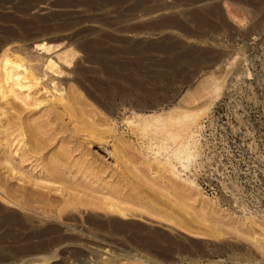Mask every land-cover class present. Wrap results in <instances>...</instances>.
I'll use <instances>...</instances> for the list:
<instances>
[{"label": "rangeland", "instance_id": "374dc122", "mask_svg": "<svg viewBox=\"0 0 264 264\" xmlns=\"http://www.w3.org/2000/svg\"><path fill=\"white\" fill-rule=\"evenodd\" d=\"M30 1L0 0V43L34 55L35 44L40 41L74 49L75 63L60 78L64 87L72 86L82 95L85 104L80 108L86 109L90 122L104 135L101 142L86 133H76L67 115L65 120L61 116L56 120V113H63L62 107L48 101L30 114L24 113L32 120L40 117L39 121L47 125V136L52 140L44 155L59 151L61 146L70 150L72 170L66 182H73L76 176L75 180L92 188L100 198L108 195L100 186L111 184L128 203L149 205L154 196L149 187L137 184L140 172L151 180L156 178L157 189L150 188L160 193L163 172L156 166V175L148 172L155 156L147 147L161 143L166 128L175 135L188 130L185 136L194 132L197 140V157L188 170L173 161L182 176L195 183L211 207L262 235L264 0H208L205 5L188 7L175 0ZM167 5L176 8L144 17L146 10ZM211 5L219 6V11L212 13ZM170 16L177 17L184 28H156ZM37 90L40 99L49 97L42 87L33 93ZM143 122L149 127H142ZM61 127L63 134L58 133ZM9 138L14 142L13 135ZM114 146L128 152L130 163L116 154ZM16 149L15 145L11 148L12 165L31 183L47 184L42 160H23ZM83 160L91 165L92 177L73 167ZM12 183L23 185L15 180ZM26 187L46 195L49 191L30 184ZM49 196L63 200L59 192ZM155 198L161 214L176 215L165 198ZM132 204L129 209L137 214L140 209ZM139 213L144 217L122 220V234L93 232L98 239L87 249L77 247L84 256L73 259L64 249L63 256L50 264H105L120 258L126 264H258L264 260L247 239L233 234L210 235L205 229L208 223L196 224L194 229L201 234L195 235L178 225V216L174 223H167L143 210Z\"/></svg>", "mask_w": 264, "mask_h": 264}, {"label": "bare ground", "instance_id": "6f19581e", "mask_svg": "<svg viewBox=\"0 0 264 264\" xmlns=\"http://www.w3.org/2000/svg\"><path fill=\"white\" fill-rule=\"evenodd\" d=\"M29 1L24 0V3ZM175 1L187 7L205 5L208 2V0ZM244 1L239 0V2ZM208 7L214 14L219 11L217 5ZM174 8L176 7L168 5L156 7L146 10L147 14H144V17L172 11ZM195 16L201 21L199 13H195ZM176 18L174 16L173 18L170 16L169 19L166 17L165 21L162 20L163 22L156 25V28L183 29V23H180ZM62 45L50 44L45 41L37 42L35 44L37 54L34 55V53H26L22 50L23 48H14L9 43H0V264H50L51 261L63 256L64 249L70 252V257L73 259L84 256L83 250L77 247L83 246L87 249L92 240L98 239L96 235H93V232L107 235L122 234L124 230L122 220H129V218H136V216L144 217L139 213L140 210L167 223H174L175 217L178 216V225L195 235L201 234L200 231L194 229L196 224L208 223L209 226L205 229L211 233L210 235L233 234L239 238L247 239L264 258V229L262 235H257L251 228L236 222L228 214L222 213L216 207L215 209L213 205L211 207L209 200L198 191L195 183L184 178L174 164L173 161L176 160L181 164L183 170H188L191 161L196 159L195 147L198 143H196L194 132L187 133L185 136L187 130L184 131L185 133L183 132L184 135L182 134V136L175 135L177 133L174 130L171 129L172 131H170L166 128V137L161 140V143H154L147 147V150L153 152V156H155L154 161L149 165L147 164L148 172L151 171L153 175H156L154 166L161 173L163 172L160 175L162 176L163 187L162 190L160 189L161 193L152 190L150 187L157 186L154 182L156 178L151 180L145 175V172H140L141 178L138 179L137 184L149 187L154 197L149 199V205L136 202L138 204L135 203V205L140 209L137 214L135 209H129L128 205L132 202L128 203L124 197L122 198L121 194L111 184L105 185L106 187L100 186L101 189L108 190V195L105 198H100L92 188L80 183L78 179L75 180L76 176L74 175H72L74 176L73 182H66L65 177L71 175L70 171L72 170V165L69 162L70 150L61 146L59 151L57 149L49 156L44 155L52 140L50 139L51 135L50 138L47 136L49 134L47 125L39 121L40 117L32 120L31 115L23 116L25 112L30 114L33 108H41V105L48 101L54 106H61L63 109V113L60 110L61 113H56L57 121L59 116L64 119L63 116L67 115L71 121L73 120L76 133H86L102 142L104 135L97 131L96 126L91 123L92 121L90 122L91 117L86 109L80 108L85 104L82 95L72 86L64 87L60 78L66 74L76 57L74 49L67 46L62 49ZM60 48L62 50L58 51ZM40 87H42V91L49 94L50 98L40 99L38 97L40 91L38 90L33 93L35 89ZM145 122H143L142 127H149ZM63 127L59 131L57 129L58 133H62ZM179 127H181L180 124ZM11 128L15 129L10 134ZM153 131L158 133L155 129ZM10 135L15 137L14 142L10 141ZM13 145L17 148L16 154L21 159L42 160L47 184L58 188L51 189L47 184H43V186L42 184H33L30 179L22 175L11 163ZM114 149L117 155L125 161L127 159V162L130 163L131 159L128 158V152L125 149L115 148V146ZM157 156H163V158L159 159ZM73 167L78 169V173L92 177L91 165H87L84 160L75 162ZM132 170L129 169L131 173ZM12 180L23 182V185L14 184ZM98 182L99 180L96 181V183ZM26 184H30L31 187L48 189V194L26 187ZM56 192L61 193L62 201L58 202L50 198L49 195ZM155 196L165 198L167 203L176 210V215L166 212L161 214L155 207L157 203ZM190 203L198 204V206L192 208ZM131 206L136 207L133 204ZM36 220L38 224L35 225L34 221ZM102 240L108 246H112L107 239ZM90 255H93L95 259L97 257L93 252ZM120 259L118 261L106 260L105 264H126ZM258 264H264V260Z\"/></svg>", "mask_w": 264, "mask_h": 264}]
</instances>
